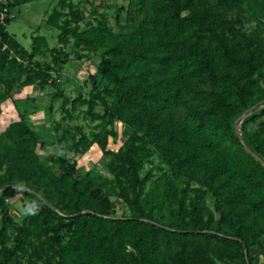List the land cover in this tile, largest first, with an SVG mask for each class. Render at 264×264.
<instances>
[{
	"label": "trees",
	"instance_id": "obj_1",
	"mask_svg": "<svg viewBox=\"0 0 264 264\" xmlns=\"http://www.w3.org/2000/svg\"><path fill=\"white\" fill-rule=\"evenodd\" d=\"M65 1L48 20L58 48L36 36L28 51L0 30L8 46L0 49V264L259 263L264 0H125L118 31ZM71 40L100 54L88 99L70 100L53 76L70 62ZM45 50L51 63L37 59ZM49 86L51 105L64 99L69 118L87 106L98 131L57 123L50 143L32 129L13 94ZM119 123L125 139L113 150ZM47 147L58 154L44 161L38 151ZM95 149L107 175L76 159ZM154 154L165 169L143 175ZM19 196L27 199L22 223L9 204Z\"/></svg>",
	"mask_w": 264,
	"mask_h": 264
},
{
	"label": "rangeland",
	"instance_id": "obj_2",
	"mask_svg": "<svg viewBox=\"0 0 264 264\" xmlns=\"http://www.w3.org/2000/svg\"><path fill=\"white\" fill-rule=\"evenodd\" d=\"M64 0H35L27 4H23L15 11V18L6 26L7 32L14 36L28 51H31L33 45V37L43 36L47 40V48L53 49L60 47L58 43L59 30L49 25L50 19L55 9H61V3ZM66 5L70 3L75 5L81 12H83L86 18L96 23L97 19L101 15L107 17L109 23L118 31L116 26L115 10L119 6H127L125 0H67ZM96 11V14H95ZM66 19L68 14V8L64 10ZM255 27L253 25H246L245 30H251ZM45 48V46L43 47ZM49 50H45L44 55L37 57L42 63H51V56L48 53ZM70 55V62L64 66L63 70L59 74H53L54 79H57L59 89L63 90L64 94L70 99H75L79 93L82 97L88 99L91 91L90 75L97 73V68L100 63V54L89 53L85 50H75L73 46V40L66 49ZM76 52L80 55H85L84 58L79 59L76 56ZM3 91L0 87V92ZM52 86L47 87L41 91L38 87H29L21 91L15 92L13 97L15 100H20L19 109L22 113L27 115L28 125L39 132L42 137L48 142L52 143L56 140V132L54 129L55 124L59 123L62 128L82 127L87 135L98 131L97 122H93L88 116H86L87 106H79L76 111H72L71 118L65 115L62 111V98L56 99L52 105L50 97L56 92ZM34 99V101H32ZM69 109L72 110L71 106ZM98 113H103V108L98 105L95 109ZM119 139L118 142H112L111 147L113 150H117L118 145L123 136V125L121 123L116 125ZM1 131V130H0ZM118 144V145H117ZM42 160L45 161L46 157L50 154H58L52 147H47L45 150H39ZM94 152V153H93ZM86 156H79L76 159L83 165L84 170H91L92 175L105 174L107 171L105 164L107 159L101 156L100 151L94 150ZM67 157H72L68 154ZM91 157V158H90ZM101 157V158H100ZM90 160V161H89ZM165 165L162 164L159 155L154 154L150 160L145 163L143 175L152 169L154 175L158 176L165 169ZM26 198L19 196L14 200H11L12 213L15 219L22 223L26 215L24 209V203ZM121 211H119V214ZM260 252V250H257ZM264 264V256L259 258V263Z\"/></svg>",
	"mask_w": 264,
	"mask_h": 264
},
{
	"label": "built area",
	"instance_id": "obj_3",
	"mask_svg": "<svg viewBox=\"0 0 264 264\" xmlns=\"http://www.w3.org/2000/svg\"><path fill=\"white\" fill-rule=\"evenodd\" d=\"M14 0H0V30L1 27L7 26L8 20H13L15 18V11L12 7ZM8 48L7 45L3 43V37L0 31V49L5 51Z\"/></svg>",
	"mask_w": 264,
	"mask_h": 264
},
{
	"label": "water",
	"instance_id": "obj_4",
	"mask_svg": "<svg viewBox=\"0 0 264 264\" xmlns=\"http://www.w3.org/2000/svg\"><path fill=\"white\" fill-rule=\"evenodd\" d=\"M239 130H240V126H237V132L239 133Z\"/></svg>",
	"mask_w": 264,
	"mask_h": 264
}]
</instances>
